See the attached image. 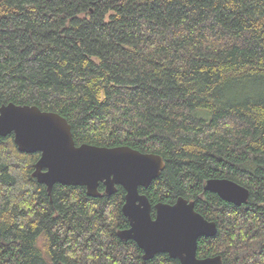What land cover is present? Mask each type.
<instances>
[{"label":"trees","instance_id":"obj_1","mask_svg":"<svg viewBox=\"0 0 264 264\" xmlns=\"http://www.w3.org/2000/svg\"><path fill=\"white\" fill-rule=\"evenodd\" d=\"M64 118L75 145L162 158L151 204L181 197L217 227L197 258L264 264V0H0V106ZM39 153L0 138V264H179L117 232L125 191L32 176ZM210 179L249 192L235 206Z\"/></svg>","mask_w":264,"mask_h":264},{"label":"water","instance_id":"obj_2","mask_svg":"<svg viewBox=\"0 0 264 264\" xmlns=\"http://www.w3.org/2000/svg\"><path fill=\"white\" fill-rule=\"evenodd\" d=\"M13 134L21 153H39L32 176L46 186L48 195L55 184L84 187L86 195L99 198V184L107 196L119 186L125 191L121 211L129 228L117 232L122 241H133L144 260L167 254L179 264H222L220 256L197 258L201 237L215 236L217 227L194 209V202L179 197L172 205L151 204L140 188L147 189L164 167L162 158L126 146L107 148L75 145L68 122L36 106L9 103L0 106V138ZM204 192L216 194L235 206L247 203L249 192L227 179H210Z\"/></svg>","mask_w":264,"mask_h":264}]
</instances>
